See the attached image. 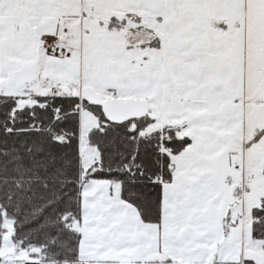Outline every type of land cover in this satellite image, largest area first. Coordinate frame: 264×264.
<instances>
[{"label":"crops","instance_id":"1","mask_svg":"<svg viewBox=\"0 0 264 264\" xmlns=\"http://www.w3.org/2000/svg\"><path fill=\"white\" fill-rule=\"evenodd\" d=\"M57 33L71 60L43 56ZM263 62L264 0H0V95L145 99V133L178 124L190 140L162 186L158 223L120 182H82L80 254L91 264L255 263L245 207L264 196ZM89 118L90 131L99 120Z\"/></svg>","mask_w":264,"mask_h":264},{"label":"trees","instance_id":"2","mask_svg":"<svg viewBox=\"0 0 264 264\" xmlns=\"http://www.w3.org/2000/svg\"><path fill=\"white\" fill-rule=\"evenodd\" d=\"M19 100L20 97L0 95V113L5 110V103H7L8 106L15 105V108L12 109L13 113L16 109H28L30 112H34L45 125L51 120L58 122L63 120L62 124L57 123L56 125L57 130L61 133L57 140L64 141L63 149L73 159L76 157L77 149L80 157V111L85 109L96 116L99 126L89 131L88 143L98 151V162L95 163V168L92 171L88 170L87 174L82 176V170L79 172L77 187L90 178L118 181L122 184L123 198L139 209L145 221L160 222L163 209L162 186L171 180L176 155L190 143L188 138L179 136L181 125L164 123L160 129L152 133H145L146 128L154 121L150 113L140 119L124 123H111L105 118L100 106L92 105L85 99L81 102L78 96L59 94L38 96L34 97L33 103L29 105H20ZM101 126L111 128L112 131H119L131 138L128 141L130 147L126 150L127 165L119 158H110L102 144L97 148L96 144L99 140L97 130ZM260 134L261 132L256 133L252 141H256ZM136 141H139L138 145ZM133 155L136 157L135 163L140 167H131L133 161L130 157ZM79 166L81 168V164ZM117 167H120L122 171H116ZM131 172H135L136 175L132 177ZM133 178L136 180L135 184L129 182ZM131 193H135V195H131ZM251 215L252 237L254 240L262 241L264 250V196L260 199L259 207L252 209ZM79 218L80 195L72 205L67 222V227L80 238V230L77 226ZM6 220H10L13 225L11 240L16 248L14 250H23L31 260L24 264H50L43 237L37 236V234H28L23 216L12 209L7 211L0 209V250L3 236L7 232ZM0 262L5 264L1 254ZM159 264L177 263L165 257V261ZM245 264L255 263L245 260Z\"/></svg>","mask_w":264,"mask_h":264},{"label":"snow or ice","instance_id":"3","mask_svg":"<svg viewBox=\"0 0 264 264\" xmlns=\"http://www.w3.org/2000/svg\"><path fill=\"white\" fill-rule=\"evenodd\" d=\"M13 108L14 104L5 103L0 113V209L20 213L28 234L43 237L50 264H85L80 238L67 227L72 205L84 190L77 187L82 170L78 149L73 159L64 151V141L57 140L61 133L56 125L63 120L45 125L34 112L16 109L13 113ZM97 135V148L102 144L110 158H119L127 165L131 138L103 126ZM130 159L131 167H140L135 155ZM116 171L122 169L117 167ZM129 182L135 184L136 180Z\"/></svg>","mask_w":264,"mask_h":264},{"label":"rangeland","instance_id":"4","mask_svg":"<svg viewBox=\"0 0 264 264\" xmlns=\"http://www.w3.org/2000/svg\"><path fill=\"white\" fill-rule=\"evenodd\" d=\"M263 66H264V62H263ZM24 102L25 101L19 100L20 105H23ZM27 103H30V102L27 101ZM82 110H83L81 111V116H82L81 117V136L82 137L80 139V142L82 143L84 147L81 151V166L85 173L86 171L87 172L88 170L92 171L95 168V165L97 164L96 162H98V152L96 151L95 148H93L94 149L93 150L92 146H90L88 143L89 129H87L86 127L88 125V120L90 119L89 116L91 113L88 110H85V109H82ZM152 128L153 126L150 127L147 130V132H149ZM87 172L85 174H87ZM257 192L258 191L254 192L252 195H248L247 197L248 204H247V207H245L247 209V213H245L247 218L249 217V215L251 217L252 203H257L255 207L257 206L259 207L260 200L258 202L256 199L254 200V197ZM5 227L7 228V232L3 236L2 247L0 250V254L3 257V262L5 264H24L26 261H31L29 260L28 256L23 250L15 251L16 248L11 240V233H12L13 225L10 220H6ZM248 228H249V225L247 224V230ZM245 241H246V252H245L246 257L253 259L255 261V264H260L261 262L264 263V250H263L262 241L257 240V241H260L258 242V244L251 243V241H254L252 237V230H251V233L250 231L249 233L246 232ZM85 264H91V263L85 262Z\"/></svg>","mask_w":264,"mask_h":264},{"label":"water","instance_id":"5","mask_svg":"<svg viewBox=\"0 0 264 264\" xmlns=\"http://www.w3.org/2000/svg\"><path fill=\"white\" fill-rule=\"evenodd\" d=\"M82 98L92 105L100 106L105 118L111 123H124L143 118L149 110V103L145 99L111 98L103 100L91 88H85L82 91Z\"/></svg>","mask_w":264,"mask_h":264},{"label":"built area","instance_id":"6","mask_svg":"<svg viewBox=\"0 0 264 264\" xmlns=\"http://www.w3.org/2000/svg\"><path fill=\"white\" fill-rule=\"evenodd\" d=\"M41 52L44 57L63 60H71L73 56V49L61 43L60 33L45 37L42 42Z\"/></svg>","mask_w":264,"mask_h":264}]
</instances>
